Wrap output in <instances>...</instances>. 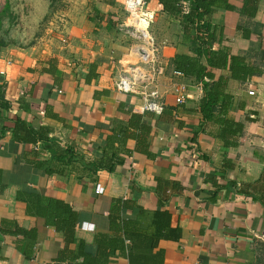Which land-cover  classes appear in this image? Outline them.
Masks as SVG:
<instances>
[{
	"label": "crops",
	"instance_id": "1",
	"mask_svg": "<svg viewBox=\"0 0 264 264\" xmlns=\"http://www.w3.org/2000/svg\"><path fill=\"white\" fill-rule=\"evenodd\" d=\"M230 2L233 9L218 8L210 20L218 27L213 48L242 57L243 65L254 70L251 78L237 79L229 67L213 69L218 79L229 78L231 113L243 125L238 144H227L212 125L204 129L202 85L175 72L171 64L177 54L196 56L194 46L183 41L179 21L164 12L158 0L149 3L158 11L160 26L169 30L160 39L163 30L155 28L170 73L160 78L166 108L164 113L147 112V127L141 129L123 122L127 112H137L135 98L119 92L115 84L130 63V39L120 30L128 22L122 0H99L93 13L75 7L62 27L54 28L60 31L56 37L0 49L1 101L11 106H0V226L12 219L39 233L28 259L17 245L21 237L0 231V264H71L58 261L64 234L43 217L28 214L26 201L19 198L28 188L76 210V244H94L102 235L114 238V224L122 226L123 219H142L149 225L142 209L150 214L170 211L171 229L157 245L148 246L147 239L136 252L135 243L140 242L126 238L127 248L117 250L108 264H130V250L151 264H264V0L255 8H244L245 0ZM183 88L184 102L178 103ZM250 89L257 94L250 95ZM17 117L34 128L48 127L62 146L76 147L79 160L65 174L49 175L36 168L34 162L46 161L49 154L37 157L34 152L42 149L41 143L27 145L14 138ZM122 127L137 136L127 139L129 152L119 143L105 152L106 138L121 136ZM140 142L149 146L150 154L138 149ZM104 153L113 170L95 171L93 164L101 162ZM157 180L165 183V202ZM117 199L127 204L115 214ZM114 214L116 221L111 219ZM175 227L180 228L177 237Z\"/></svg>",
	"mask_w": 264,
	"mask_h": 264
},
{
	"label": "trees",
	"instance_id": "2",
	"mask_svg": "<svg viewBox=\"0 0 264 264\" xmlns=\"http://www.w3.org/2000/svg\"><path fill=\"white\" fill-rule=\"evenodd\" d=\"M158 1L162 4L164 12L172 19L179 21L183 30V41L191 43L194 46L196 56L177 54L172 58L171 64L175 72L194 78L197 83L202 85L205 96L200 106V113L203 117L204 129L206 126L212 125L218 129L217 134L227 144H238L241 140L239 133L243 125L231 113L234 96L228 91L229 78L221 77L218 79L213 69L229 67L232 77L237 79L251 78L254 70L247 65H243L242 57L236 55L230 56L227 50H216L213 48L218 37V27L210 20L216 9H233V5L230 0ZM258 2L259 0H245L244 8L248 6H254L255 8ZM4 46L5 43L0 42V49ZM1 99L3 97L0 95V106L6 110H10V104L2 102ZM165 108L162 110V113L165 112ZM126 115L127 120L123 122L126 123L128 128L141 129L147 127L145 124L147 122L143 120L147 113L139 114L131 110ZM13 133L14 138L18 142H23L27 145L42 144V149L35 151L34 154L37 157H41L44 151H46V154H49V158L46 161L40 160L39 162H34V166L39 169L44 168L45 172L49 175L55 172L65 174L79 160L76 147L62 146L57 138L50 136V129L48 127L34 128L27 121L17 117L14 121ZM118 133L121 136L113 134L106 138L105 152L116 149L115 143L124 145L125 151H128L127 139L129 137H137L136 135L129 136L127 128L124 129L123 127ZM138 149L150 154L149 146L145 142H140ZM100 158L101 162L93 164L95 171L103 168L110 171L113 170L112 165L105 162V153ZM161 181L157 180V191L162 202H165L168 196L164 193L163 186L165 183ZM19 198L26 201L28 214L43 217L48 225L55 226L64 234L65 246L59 252V262L67 261L71 264H108L117 250H125L127 248L126 238L140 242L138 245L135 243L137 252V247H142L144 240L150 239L151 242L147 243V245L153 247L158 244L163 232H169L171 229L172 215L169 210L158 209L150 214L143 212L142 209V218L146 221L150 220L149 225L144 226L142 219H123L121 222L122 226L114 224L116 232L114 238L102 235L97 238L94 244H88L84 240L76 244V226H78L80 220L78 213L68 202L55 197L43 196L38 190L33 188L26 189L25 195L21 192ZM261 200L264 202V190L261 194ZM126 204L127 200H115L113 205L115 214H117V211H120L121 206H126ZM115 214L111 219L116 221L118 217ZM0 231L3 234L21 237L17 245L28 259L33 257L34 246L39 238L36 228L27 229L19 225L15 220L4 219L0 226ZM173 231V237H177L180 233V228L175 227ZM167 237L169 238L171 235L168 233ZM26 240H29V242H25ZM73 243L76 244V248L72 247ZM79 259H82V261L79 262ZM129 261L130 264H151L143 256L137 253L133 254L132 250H130Z\"/></svg>",
	"mask_w": 264,
	"mask_h": 264
},
{
	"label": "rangeland",
	"instance_id": "3",
	"mask_svg": "<svg viewBox=\"0 0 264 264\" xmlns=\"http://www.w3.org/2000/svg\"><path fill=\"white\" fill-rule=\"evenodd\" d=\"M123 1L125 0H122L121 10L128 17L129 12L125 9ZM97 2L99 0H84L81 3L74 0H0V42L10 48L29 47L37 43L43 36L56 37L60 31L54 28L62 27V23L70 11L78 7L77 12L89 10L93 13L97 8ZM157 18L156 14L151 26V34L155 39V46L158 47L157 55L161 59L159 39H157L155 28L163 30V26H160V21ZM125 23L127 24V22ZM164 30L160 33V39L166 38L169 32V30ZM125 36L130 39L128 40L130 42L128 52L130 62L141 64L143 58L134 54L133 49L136 45L144 44V42L127 33ZM166 73L170 74L168 68H166ZM158 83L162 89L161 81Z\"/></svg>",
	"mask_w": 264,
	"mask_h": 264
},
{
	"label": "built area",
	"instance_id": "4",
	"mask_svg": "<svg viewBox=\"0 0 264 264\" xmlns=\"http://www.w3.org/2000/svg\"><path fill=\"white\" fill-rule=\"evenodd\" d=\"M125 9L129 12L128 22L120 25V30L124 33L134 36L137 40H142L144 44H138L134 47L140 48L141 64L129 63L120 72L116 80V87L122 94L135 98L133 109L141 113H161L165 107L164 95L158 82L164 76L166 67L160 56L157 55L158 47L155 46V39L151 34V26L155 20L157 11L150 6L147 0H125L123 1ZM148 45V46H147ZM148 48L144 56V48ZM5 73V72H2ZM185 88L180 91L177 102L183 103V93ZM249 94H257L255 89H250ZM97 190L103 191L100 186Z\"/></svg>",
	"mask_w": 264,
	"mask_h": 264
},
{
	"label": "bare ground",
	"instance_id": "5",
	"mask_svg": "<svg viewBox=\"0 0 264 264\" xmlns=\"http://www.w3.org/2000/svg\"><path fill=\"white\" fill-rule=\"evenodd\" d=\"M144 49H145V50H144V52H145L144 56H146L147 53H149V52H148V48L145 47ZM134 52H136L137 54H141V55H143V54H142L143 52H141L140 48H136V49L134 50Z\"/></svg>",
	"mask_w": 264,
	"mask_h": 264
}]
</instances>
